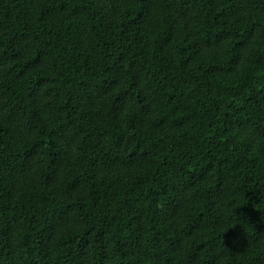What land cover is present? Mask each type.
Returning a JSON list of instances; mask_svg holds the SVG:
<instances>
[{
  "label": "trees",
  "instance_id": "16d2710c",
  "mask_svg": "<svg viewBox=\"0 0 264 264\" xmlns=\"http://www.w3.org/2000/svg\"><path fill=\"white\" fill-rule=\"evenodd\" d=\"M264 0H0V264H261Z\"/></svg>",
  "mask_w": 264,
  "mask_h": 264
},
{
  "label": "snow or ice",
  "instance_id": "6c2138e0",
  "mask_svg": "<svg viewBox=\"0 0 264 264\" xmlns=\"http://www.w3.org/2000/svg\"><path fill=\"white\" fill-rule=\"evenodd\" d=\"M261 264H264V261H262Z\"/></svg>",
  "mask_w": 264,
  "mask_h": 264
}]
</instances>
